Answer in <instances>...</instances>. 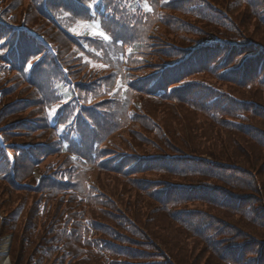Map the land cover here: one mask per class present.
Listing matches in <instances>:
<instances>
[{"label":"trees","instance_id":"16d2710c","mask_svg":"<svg viewBox=\"0 0 264 264\" xmlns=\"http://www.w3.org/2000/svg\"><path fill=\"white\" fill-rule=\"evenodd\" d=\"M14 1L11 0L0 16L5 18L12 12ZM150 1L143 0V8L151 19H139L132 43L135 42L134 53L146 52L151 63L146 66L139 60L138 66H133L130 58H125L117 74L105 79L120 86L118 95L123 114L119 130L127 122L135 123L137 128L122 135L124 154L120 163L101 170L103 179L98 186L71 181L56 189L47 179L41 183L35 179L34 173L41 165L70 164L71 160L63 156L65 153L83 162L85 157L74 142L76 130L68 128L62 132L60 127L67 123L66 120L57 125L56 134L49 133L55 123L49 114H43L44 105L40 102L43 89L39 86L33 88V96L24 103L8 106L9 112H22L14 126L18 127L16 131L23 127L21 134L33 137V142L12 144L13 147L0 139V182L6 183L5 188H0V219L2 210L11 202L16 207L4 213V224L13 213L16 215L13 223L21 214L15 227L24 220L27 222L24 238L20 243L18 235L12 247L11 258L15 264L24 262L23 254L27 251L24 242L31 214L37 218L29 231L31 239L36 241L30 243H33V253L41 244V252H37L36 260L28 253L23 264H172L167 251L173 244L169 232H174V239L180 233L186 234L185 239L198 240L203 235L202 242L211 248L218 232L212 222L225 223L220 217L223 215L214 218L215 210L243 219L246 226L251 222L264 228V212L258 213L252 203L255 196L247 193L254 189L248 181L251 172L243 167V163L249 165V161L261 162L260 157L250 160L247 154L250 155L257 145L264 149V129L252 125L253 135L245 142L235 134L239 130L211 128L215 122L221 126L227 123L233 129L243 124L241 121L257 120V115L260 118V113L264 115L263 105L247 99L255 96V92H264V39H251L254 32L249 36L245 29L236 27L238 23L229 11L230 5L237 4L239 12H244L242 18L253 17V21L264 25V0H166L163 5ZM108 4L111 24L119 30V24H125L120 40H127L124 31L128 25L123 16L126 2L108 0ZM225 6L227 11L223 9ZM179 13L182 17L176 16ZM10 15L14 17L10 23L16 26L15 20H20L21 16L15 12ZM148 21L162 24L153 38L150 37L152 28L141 26ZM1 30L3 48L11 49L16 38H11L14 32L6 28ZM50 34L52 31L47 33ZM21 48L25 54L33 50L30 44ZM125 66L133 70L128 72ZM200 74H205L209 83L198 79ZM237 86L245 93L243 100L236 96H241L233 89ZM139 101L147 116L138 111L130 119L129 108ZM2 103L0 109L6 105ZM33 110L41 111L40 116L31 117L28 112ZM175 110L179 115L177 119L170 116ZM6 113L0 118L2 122ZM69 114L65 118L68 119ZM182 115L189 116L191 121ZM143 121L152 131L153 142L146 139L149 132ZM1 124L2 134L12 127L4 129L8 124ZM173 125L177 130L175 134ZM87 127L89 124L85 120L77 121L80 133ZM7 135L10 134L6 133V138ZM213 148L217 149L213 151ZM232 151L239 164L232 163L234 160L229 157ZM11 154H16V164L11 162ZM133 154L137 156H131ZM261 154L264 157V152ZM222 158L224 160H218ZM219 169L222 171H217ZM35 180L36 183L31 184ZM75 212L82 219L77 232L67 227ZM122 226L125 230L120 229ZM226 226L225 234L220 231V236H226L227 240H221L216 243L218 248L210 250L219 263L264 264V238L257 241L238 227L246 237L234 242L230 236L232 226ZM234 229L238 231L237 227ZM2 232L0 229V236ZM255 244L258 245L256 249ZM187 259L177 260L182 264L180 260ZM218 260L213 264H218Z\"/></svg>","mask_w":264,"mask_h":264},{"label":"rangeland","instance_id":"374dc122","mask_svg":"<svg viewBox=\"0 0 264 264\" xmlns=\"http://www.w3.org/2000/svg\"><path fill=\"white\" fill-rule=\"evenodd\" d=\"M1 1H4V0H1ZM10 2H11V0H7L6 1L7 4H10ZM18 2H19V4L15 7V10L17 11L16 12L17 15L20 12L35 13V10H36L35 9V5H30V6L27 5V9L22 11L21 7H23L25 5V2L23 0H18ZM237 7H238L237 4H234L233 6H231V5L229 6V11H230V15H231L232 19L236 20V22L239 25V26L236 25V27H238V28L241 27V28L245 29V31L248 33L249 36L252 34V31H253L254 34L250 37L251 39H254L256 41L264 39V25H262V23H258V22L253 21V17H246L245 16V19L242 18L241 16L244 14V12L242 10L239 12V8H237ZM223 9L224 10L226 9V11H227L226 6ZM176 16H179V17L181 16L182 17V13H179V15L177 14ZM229 21H232V20L230 19ZM38 25H42V24L38 23ZM231 26H233V25H231ZM257 26H259V27L257 28V30H255V27H257ZM219 36H221V35H219ZM14 75L15 74L12 75V78H13ZM200 75L201 76L197 77L198 79L203 80V82H208L209 83V81L205 80V78H204L205 74H200ZM15 80H17V78H14L13 80L9 81L7 84H5L6 82L3 84L2 87L5 88V91H4L5 95H3V98H2L3 99V103L2 104H4V103H6V104L12 103V101H14L15 99H18V98L23 100L21 103H24L26 101V99H28L29 97L33 96L32 95L33 90L29 86L24 85L21 82L17 83V81H15ZM15 83H17V84H15ZM0 86H1V84H0ZM226 86H227L228 89H232V88L228 87L230 85H226ZM3 88H1V89H3ZM233 89H234V91H239L240 92L241 96H238L235 93L234 94L237 97H239V99L243 100V97H245V93L241 89V86L234 87ZM256 97L258 99H255ZM247 99L254 100V101L260 103L261 105H263V107H264V92H262V91L255 92V96H248ZM2 107H3V105H2ZM171 110L173 111L174 109H171ZM260 110H258V112ZM9 111H11L10 107L1 108L0 109V113H1L0 118H1L3 113L7 112L6 115L3 116V122L0 120V124L2 122L1 125L16 124L18 119H19V117H20L19 115L22 113V112L15 113V112H9ZM261 112H264V111L261 110ZM28 114L31 117L35 118L36 116H40L41 111L36 112V110H33V111H29ZM160 114H161V112L159 113V115ZM260 114H261L260 116L264 119L263 113H260ZM170 116L172 118L177 119L179 115H177L176 110H175L174 114L171 113ZM183 118H187L188 120L191 121V118L189 116H187V117L183 116ZM262 118H260L257 115L255 117V119H257V120L252 119L251 121H241L243 124H238L237 126H234L233 129H230L231 126L228 125L227 123H223L222 126H221V125H219V124H217L215 122H212L211 128L217 127L219 129L218 131L239 130V132H237L235 134L239 135V137L243 141L246 142L247 140H249L250 136L253 135L252 131H254V129H252V125H257L260 128L264 129V120H262ZM142 124L149 132V136L146 139L149 142H153V134H152V131L149 130L148 124L145 121H143ZM14 126L15 125H12V127L10 128L11 130L9 129V130L6 131L7 134H10V135H7V138L5 137L6 133L3 132V134H2V132L0 131V139H3V144H6L8 147H13L12 144L32 142V138L33 137L31 135L21 134L23 127H19L20 129L18 131H16L18 129V127L14 128ZM249 126L251 128H249ZM171 127H172V130H173V133L175 134V130L176 129L174 128V125L171 126ZM201 127H203V129H205L206 131L208 130L203 125H201ZM250 130H252V131H250ZM181 132H182V130H181ZM20 136H24V137H20ZM7 139H9V141L11 139V141L7 142ZM202 145H206V144L202 143ZM215 149H217V148H213V151H215ZM246 149H247V146H246ZM253 149H254V151H250L249 152L250 155H248L247 152H246L247 156L249 157L250 160H252L254 158L258 159V157H260L261 162L260 161H249L248 162L249 165L243 163V167L245 168V170H248V173L251 172V173L248 174V181L251 184V186L254 187V189L250 190V191H247V193L251 194V196H255L256 200L253 199L252 203L255 204L254 207L257 209L258 213L260 214V213L264 212L263 211L264 210V206H263L264 205V157L261 154V152H264V149L260 148L258 145H257L256 148L254 146ZM13 155L11 154L10 156L15 158L14 161H15V164H16L17 157H16V154H13ZM243 156L244 155L242 154V157ZM229 157L233 158L234 161L232 163L238 161L237 155H235L234 151L229 153ZM224 158H225V156H224ZM249 159H247V160H249ZM218 160L220 161V160H224V159L222 158V159H218ZM11 162H12V159H11ZM236 164H239V163L236 162ZM217 171H222V170L219 169ZM35 183H36V180L31 182V184H33V185ZM4 184H6L4 181L0 182V188H5ZM228 188L230 189V187H228ZM231 190L234 191L235 193H241V191H238V190H236L234 188H231ZM226 197L228 199L230 198L229 196H226ZM37 199H38V197H37ZM248 204H249V202H248ZM14 207H16L15 204L9 202V204L5 207L6 210L3 209L2 212H4V213L5 212L6 213L12 212ZM215 211L216 212H214V214H213L214 218L218 219V215H223V216H220V217L225 220V223L224 224H218V223L215 224L214 222H212L213 228H215L218 232L215 234V238H214L215 245L211 246V248H208L202 242V240L204 239L203 235H201L200 238H198V240L196 238L192 239L191 237L185 239L186 234L185 233L184 234L180 233V234H176L175 235V239H174V232L173 231L169 232V234H171L172 237H173V244L171 246H168L167 251L170 254L169 258H170L172 264H181V263H179V260H177V259H181V257L182 258H184V257L188 258L187 261L186 260L185 261L180 260L182 262V264H213L215 262V260H218V257L212 255L210 250H212L213 248H218V247H216V245H217L216 243H219L221 240L226 239V236H224V235L220 236V231H221V234H225V230L224 229L227 228L226 225H231L233 231L235 230L234 228L237 227V229H238V227H240L241 230H243L244 232H246L249 235L253 236L257 241L263 240V238H264V228H261V227L255 225V224H253L251 222L247 223L248 226H246L244 224L245 221L243 222L242 221L243 219L241 220L240 218H237V216H235V215H232V214L225 215V214H222V213L218 212L217 210H215ZM4 213H2L1 215L3 216ZM263 215H264V213H263ZM14 216H16L14 213L11 214L9 216V218L11 217V219L10 220L8 219L7 224H4L3 226L1 225V219H0V228H1V231H3L2 234L5 233V236H3L2 238H4V237L8 238L7 236L13 237V244H14L15 238L18 235L20 236V243H21V238H24L23 229L27 225L26 220L23 219L24 221L20 222L18 227H15V223L20 219L21 214L13 223L12 222V218H14ZM79 216H80V214L78 212L74 213L71 225L68 224V226H67L69 230L72 229V231L77 232L81 228V223L80 222H82V219L79 218ZM35 218H37V217L34 214L30 215V218H29L30 226H28V228H27V234L25 236V240L26 241L24 242L27 245V251L23 254L24 262L26 261V257L28 255V253L33 254L34 260H36L37 256L39 255V254H37V252H41V244H39L38 247H37L38 251L36 253H33V250H32L33 249L32 248L33 247L32 246L33 243H30V241H33V242L36 241V239L35 240L31 239V233L29 232L34 227L35 222H32V221L35 220ZM260 221H263V219H261ZM204 226H206V225H204ZM234 226H236V227H234ZM120 229H124V227L122 226V227H120ZM259 229H260V232L258 233ZM241 230L238 229V231L240 232L239 235H237L238 231L235 230L236 231V233H235L236 236L233 235L234 234L233 231L230 232L231 233L230 236H233L232 241L239 242L241 238H245L246 237V236L241 234L242 233ZM206 233L207 232H204L203 234H206ZM6 238H4L2 240V243L6 240ZM176 240H178V243H174V241H176ZM256 243H258V242H256ZM13 244H12V247H13ZM122 245H123V243H122ZM220 247H222V246H220ZM257 247H258V245L255 244L254 248L256 249ZM180 249H181V253H180ZM204 249H206V250H204ZM169 250L172 252V254L169 252ZM67 251H69L68 248H67ZM196 257H197V259H196ZM23 263H21V264H23ZM12 264H15V262L13 260H12ZM218 264H220L219 260H218Z\"/></svg>","mask_w":264,"mask_h":264},{"label":"bare ground","instance_id":"6f19581e","mask_svg":"<svg viewBox=\"0 0 264 264\" xmlns=\"http://www.w3.org/2000/svg\"><path fill=\"white\" fill-rule=\"evenodd\" d=\"M21 19H24L23 15L21 16ZM146 25L153 28V24L151 21L146 22ZM71 45H73V44L71 43ZM56 79H57V82L60 81L58 74H56ZM61 82H63V81H61ZM8 244H9V241L5 240L0 245V264H12L11 256H8L9 253L7 254V251L9 248Z\"/></svg>","mask_w":264,"mask_h":264},{"label":"snow or ice","instance_id":"6c2138e0","mask_svg":"<svg viewBox=\"0 0 264 264\" xmlns=\"http://www.w3.org/2000/svg\"><path fill=\"white\" fill-rule=\"evenodd\" d=\"M103 2V0H101V3ZM98 7V5H97ZM149 11H151V8L148 9ZM90 18L91 17V14H89ZM97 27H99V25H97ZM93 35H99L100 37L103 38V40H108L110 37L104 32V31H99V32H93ZM116 39H120V37L118 35H116L115 33L113 34ZM29 67H31V65H29Z\"/></svg>","mask_w":264,"mask_h":264}]
</instances>
